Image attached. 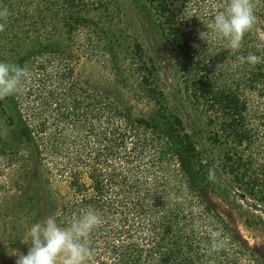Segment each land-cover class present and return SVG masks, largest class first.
Here are the masks:
<instances>
[{
	"label": "trees",
	"instance_id": "obj_1",
	"mask_svg": "<svg viewBox=\"0 0 264 264\" xmlns=\"http://www.w3.org/2000/svg\"><path fill=\"white\" fill-rule=\"evenodd\" d=\"M114 1L0 0L10 13L0 56L28 71L21 91L0 100L7 123V130L0 124V160L18 187L0 203L3 217L16 218L9 247L27 254L32 224L54 215L63 225L91 207L102 223L88 237L93 256L86 264H264V250L221 214L214 165L166 106L143 45L135 41L131 58L135 101L148 100V114L136 115L129 100L81 77L78 66L97 49L94 40L116 58L108 24ZM144 1L186 92L208 119L220 167L264 205V172L246 157L253 142L246 92L264 99V0H253L256 23L239 50L209 27L229 0ZM249 53L262 62H242Z\"/></svg>",
	"mask_w": 264,
	"mask_h": 264
},
{
	"label": "rangeland",
	"instance_id": "obj_2",
	"mask_svg": "<svg viewBox=\"0 0 264 264\" xmlns=\"http://www.w3.org/2000/svg\"><path fill=\"white\" fill-rule=\"evenodd\" d=\"M218 1L215 0V3ZM108 24L115 31V60L105 52L103 42L94 40L97 49L78 66L81 77L89 79L93 84L109 87L124 102L129 100L136 115L148 114L153 105L148 100L135 101L139 99L138 78L134 73L131 50L135 41H139L143 45L146 61L155 67V83L165 95L166 106L183 120L200 151L214 165L223 191L215 196L221 214L240 230L250 246L264 250V205L236 187L231 177L220 167V155L207 140L208 119L186 92L183 78L162 36L153 10L144 0H115L112 21ZM0 62H4L1 56ZM244 88L241 86V92ZM246 96L250 100L247 125L253 136L246 157L253 159L256 168L261 166L264 172V99L249 90ZM0 124L7 130L6 118L1 109ZM10 167L5 160H0V203L18 193L15 184L17 176ZM15 219L11 216L3 217L0 207V264H15L17 259L13 255L16 251L8 245L11 234L8 230Z\"/></svg>",
	"mask_w": 264,
	"mask_h": 264
},
{
	"label": "clouds",
	"instance_id": "obj_3",
	"mask_svg": "<svg viewBox=\"0 0 264 264\" xmlns=\"http://www.w3.org/2000/svg\"><path fill=\"white\" fill-rule=\"evenodd\" d=\"M9 15L6 7L0 9V32L4 31ZM255 23L253 0H229L227 8L214 16L209 27L221 38L227 39L231 50H239L245 34L253 29ZM208 35V31H201L198 38L207 42ZM241 60L252 67L262 62L253 53ZM27 76L25 67L0 62V100L20 92ZM215 179L214 171L209 169L208 180ZM101 223L102 217L91 207L72 216L63 225L58 223L54 215H50L31 225L29 238L25 241L30 245L27 254L13 253L17 256L15 264H86L93 256V250L87 242L88 237Z\"/></svg>",
	"mask_w": 264,
	"mask_h": 264
}]
</instances>
